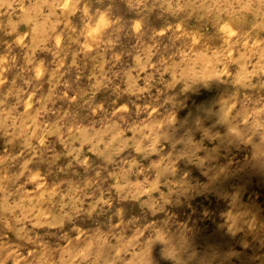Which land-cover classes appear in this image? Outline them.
<instances>
[{"label": "rangeland", "instance_id": "374dc122", "mask_svg": "<svg viewBox=\"0 0 264 264\" xmlns=\"http://www.w3.org/2000/svg\"><path fill=\"white\" fill-rule=\"evenodd\" d=\"M166 236L264 264V0H0V264H175Z\"/></svg>", "mask_w": 264, "mask_h": 264}, {"label": "clouds", "instance_id": "9594fccd", "mask_svg": "<svg viewBox=\"0 0 264 264\" xmlns=\"http://www.w3.org/2000/svg\"><path fill=\"white\" fill-rule=\"evenodd\" d=\"M157 240H159V239H157ZM159 241H161V242H163L165 245H167V247H166V248L163 250V252H162V256H163V258H164V259H171V260H173V261L175 262V264H181L180 259H179V256H178V249H177L174 245L171 244L169 237L166 236L165 239H163V240H159ZM172 246H174L175 249H176V251H175V255H174V256H173V255H168L167 252H166V250H167L169 247H172Z\"/></svg>", "mask_w": 264, "mask_h": 264}]
</instances>
